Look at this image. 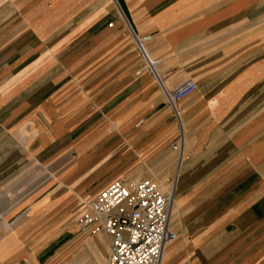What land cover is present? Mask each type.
I'll return each instance as SVG.
<instances>
[{
  "label": "crops",
  "instance_id": "1",
  "mask_svg": "<svg viewBox=\"0 0 264 264\" xmlns=\"http://www.w3.org/2000/svg\"><path fill=\"white\" fill-rule=\"evenodd\" d=\"M120 178L172 192L161 264H264V0H0V264H106Z\"/></svg>",
  "mask_w": 264,
  "mask_h": 264
},
{
  "label": "built area",
  "instance_id": "2",
  "mask_svg": "<svg viewBox=\"0 0 264 264\" xmlns=\"http://www.w3.org/2000/svg\"><path fill=\"white\" fill-rule=\"evenodd\" d=\"M133 37L137 51L150 65L144 48L149 36ZM159 83L166 104L179 121L175 104L192 93L196 83L187 77L170 90ZM172 200L171 191L150 179L120 178L85 203L76 224L82 232H103L110 237L106 264H161L165 247L176 237L168 228Z\"/></svg>",
  "mask_w": 264,
  "mask_h": 264
},
{
  "label": "rangeland",
  "instance_id": "3",
  "mask_svg": "<svg viewBox=\"0 0 264 264\" xmlns=\"http://www.w3.org/2000/svg\"><path fill=\"white\" fill-rule=\"evenodd\" d=\"M144 61V60H143ZM145 63V62H144ZM146 64V63H145ZM84 205V204H83ZM174 212V211H173Z\"/></svg>",
  "mask_w": 264,
  "mask_h": 264
}]
</instances>
